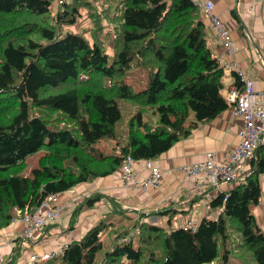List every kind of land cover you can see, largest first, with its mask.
I'll return each instance as SVG.
<instances>
[{
  "label": "trees",
  "instance_id": "16d2710c",
  "mask_svg": "<svg viewBox=\"0 0 264 264\" xmlns=\"http://www.w3.org/2000/svg\"><path fill=\"white\" fill-rule=\"evenodd\" d=\"M137 68L147 71L148 81L135 91L125 76ZM224 69L207 44L206 23L193 0H0V230L34 212L48 195L113 175L128 156L156 159L215 119L231 104L223 93ZM232 74L242 88L239 73ZM118 98L151 106L161 126L151 132L139 111L122 142L116 134ZM32 106L60 115L34 116ZM63 118L71 124L59 123ZM105 139H116L109 154L98 147ZM41 151L30 174H22L27 158ZM250 161V174L208 202L214 215L203 216L195 230L174 228L175 204L145 214L109 198L107 217L40 263L211 264L222 240L228 264L234 227L257 264H264V232L252 212L261 197L264 145ZM104 198L94 193L79 203L68 230L84 208ZM56 221L29 244L43 240ZM25 242L14 239L12 258L0 264H18Z\"/></svg>",
  "mask_w": 264,
  "mask_h": 264
},
{
  "label": "crops",
  "instance_id": "0c3cea01",
  "mask_svg": "<svg viewBox=\"0 0 264 264\" xmlns=\"http://www.w3.org/2000/svg\"><path fill=\"white\" fill-rule=\"evenodd\" d=\"M193 2L200 9L206 23V40L214 56L218 60L222 58L224 65L226 63L235 64L238 71L254 81L257 92L263 91L264 6L261 0H193ZM204 2L213 4V14L222 19L225 28L230 32L234 45L232 53L224 47L217 31L213 30L210 21L205 16L201 7ZM224 72L223 93L227 95L229 90L236 86V81L232 71H227L225 68ZM243 125V117L235 113L233 104H230L215 119L200 123L191 130L188 136L180 138L171 149L153 159L162 172L161 182L157 188L141 189L126 186L121 180V169H119L113 175L98 178L91 183L79 184L60 194L59 199L67 203L62 216L49 229V234L39 242L40 244L31 246L29 243H24L21 246L23 249L26 248V252L18 264H26L28 258L35 252L40 254L52 252L60 245L83 237L87 230L111 208L109 198L118 200L125 208L145 214L175 204L179 213L174 216V220L179 221V224H184L190 215L194 216L198 222L203 216H213L206 196L214 197L228 192L236 183L223 182L217 187H212L204 184L203 174L200 179H184L179 170L187 165L204 162L209 153L213 154L218 165L225 164L227 158L241 142L240 131ZM136 171L141 179L149 175V172L141 165L136 167ZM250 171L251 161L246 160L243 179L250 174ZM260 184L261 197L259 203L252 207V212L260 229L264 232V175H260ZM94 193L105 194L106 198L94 207L84 208L76 226L68 230L67 227L70 225L71 215L76 206ZM188 210L190 212H187ZM163 221H167L166 216L160 219V223ZM23 231L24 225L21 219H17L9 227L0 230L2 246L0 262L9 259L14 248L12 241Z\"/></svg>",
  "mask_w": 264,
  "mask_h": 264
},
{
  "label": "built area",
  "instance_id": "2783aa9c",
  "mask_svg": "<svg viewBox=\"0 0 264 264\" xmlns=\"http://www.w3.org/2000/svg\"><path fill=\"white\" fill-rule=\"evenodd\" d=\"M55 1L61 4L64 0ZM261 3L264 6V0H261ZM201 7L213 30L217 31L224 47L232 53L234 51L232 37L225 28L223 21L213 14V4L204 2ZM219 62L227 71L235 70L241 77L242 89L234 86L227 94V100L235 105V113L242 116L244 120V125L240 131L241 142L222 166L218 165L213 154L209 153L204 162L187 165L179 170L184 179H200L203 174L202 181L204 184L212 187H217L223 182L231 183L244 180V162L251 160L258 146L264 145V90L257 92L254 81L238 71L235 64L226 63L224 65L222 58L219 59ZM139 165L149 172L145 179H141L136 171V167ZM161 176V169L154 163L153 159L138 161L132 156H128L122 161L121 180L126 186L141 189L157 188L160 185ZM59 197L60 194L48 195L34 212L24 213L22 216L23 239L34 240L38 238L45 228L61 217L67 203L62 202ZM211 198L209 195L206 196L207 200ZM197 226L196 221L192 219L187 220L184 224L185 229L195 230ZM61 252L62 249L55 254ZM52 256L53 254L34 255L30 264L36 260H47Z\"/></svg>",
  "mask_w": 264,
  "mask_h": 264
},
{
  "label": "rangeland",
  "instance_id": "374dc122",
  "mask_svg": "<svg viewBox=\"0 0 264 264\" xmlns=\"http://www.w3.org/2000/svg\"><path fill=\"white\" fill-rule=\"evenodd\" d=\"M54 8L55 7H53V9ZM105 50L111 56L114 53L113 46L110 42L105 43ZM125 81L129 84H133L135 91L144 89L148 81L147 71L144 68H137L133 71H130L125 76ZM116 100H117V103L119 105V108L122 114L121 119L116 124V134H117L118 139L122 140V142H126L131 120L139 111H143L144 120L147 121L149 125L148 129L151 132H153L157 127L161 126V123L159 122L160 118L156 114H154V109L151 106H142L131 99L118 98ZM30 111L32 115L42 116L48 120H54L56 117H59L60 115V111H51L50 109H44V108H39V107H34V106L31 107ZM191 117L189 118V120H192L194 118L193 115H191ZM133 121L136 124H139V120L137 118H135ZM58 122L62 124H69V125L71 124V122H68V120L64 118L59 120ZM137 128L138 126L135 127V129ZM114 143H116V139H105L98 144V147L101 148L105 153L109 154L112 151V146ZM42 154H43V151L30 155L27 158L26 168L22 172V174L24 175L30 174L31 169L37 165L38 160ZM16 215H19V213L16 212ZM122 216L123 215L120 214V217ZM104 217H107V215L105 214ZM114 222L118 223L119 221L114 220ZM182 224L183 223L179 224V221H177L174 223V228L182 227L183 226ZM230 231L231 233L229 236V242L227 243V247L231 251V256H230V261L228 262V264H257L255 259L253 258L252 252L248 250L243 244L241 233L234 227H232ZM17 238H21V236L18 235L14 239H17ZM40 241L41 239H38L36 241L37 242L36 244H40L39 243ZM25 243H30V242H25ZM1 247L2 246H1V241H0V248ZM25 252H26V248L23 249L22 255H24ZM37 254H40V253H37ZM223 255H224V245L222 244V240H220L218 257L214 261V263H211V264H224ZM11 258H9L8 261ZM21 260H22V257L20 258V261ZM38 264H43V263H38Z\"/></svg>",
  "mask_w": 264,
  "mask_h": 264
},
{
  "label": "bare ground",
  "instance_id": "6f19581e",
  "mask_svg": "<svg viewBox=\"0 0 264 264\" xmlns=\"http://www.w3.org/2000/svg\"><path fill=\"white\" fill-rule=\"evenodd\" d=\"M238 89H242V88H240V87H238ZM31 187V186H30ZM29 192H31L30 190H28ZM26 202V201H25ZM29 206H30V204H29ZM28 206V207H29ZM35 206V205H34ZM33 207V206H32ZM18 213H20V211H17Z\"/></svg>",
  "mask_w": 264,
  "mask_h": 264
}]
</instances>
